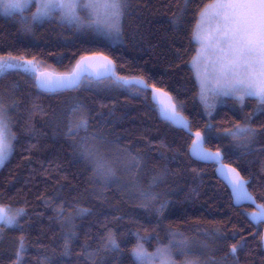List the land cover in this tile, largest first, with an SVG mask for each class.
Wrapping results in <instances>:
<instances>
[{"label": "trees", "instance_id": "obj_1", "mask_svg": "<svg viewBox=\"0 0 264 264\" xmlns=\"http://www.w3.org/2000/svg\"><path fill=\"white\" fill-rule=\"evenodd\" d=\"M210 0H130L131 7L123 19L122 38L111 42L92 30H77L53 19L37 25L32 32L21 30L18 17L0 15V55L35 58L45 67L59 72L70 71L75 62L85 54L96 52L108 55L115 62L119 75L143 77L149 85L155 84L173 96L182 107L179 110L192 123L191 130H204L211 123L217 129L231 128L241 117L251 112L255 100L249 98L247 107L240 112L230 98L216 105L209 117L201 104L198 83L188 63L195 54L196 43L192 32L200 10ZM182 16V28L177 30L171 23L174 14ZM179 49V58L177 56ZM14 83L19 84L13 89ZM0 93L8 105L16 102L19 107L9 109L11 131L19 137L14 141L16 151L10 162L0 168V203L13 209L24 208L27 212L21 223L24 231L5 230L0 239V264H16L15 252L23 235L28 251L24 264H133L130 252L139 231L149 236L147 249L158 247L169 240L168 230L180 231L184 236L203 241L207 250L202 258L213 264L223 261L229 247L242 235L247 249L239 253L240 264H261L264 251L257 232L262 233V223L253 222L245 213L253 211L250 205L236 206L230 190L216 177L215 164L196 161L189 155L192 137L158 115L157 106L148 92H137L135 87L121 88L105 82L102 85H83L76 90L58 94L38 95L32 85L31 73L24 69H9L0 79ZM74 99L87 106L90 115L89 134L104 133L109 140L119 139L113 146L139 151L143 162L139 168H131V186L119 189L109 185L103 195L97 196L99 185L92 181L90 164L79 158L72 141L64 136L69 119V107ZM43 106V112H31L32 103ZM33 125L40 135L33 138L25 132L26 125ZM258 126V125H257ZM85 133L81 131L80 136ZM79 141V136L76 137ZM163 143L166 147H161ZM29 144L36 147L25 151ZM205 147H219L227 152L224 160L232 164L245 178L258 203H264V140L253 145L247 155L232 151L230 138L220 141L209 137ZM164 153L161 156V153ZM168 169L164 179L151 187L161 194L160 200L149 208L141 207L143 201L135 192L138 185L149 189L154 177ZM61 192L49 206L44 199ZM161 200L167 201L164 220L155 223V208ZM63 207V217L57 211ZM78 207L90 208L92 215L72 221L78 239L71 246L70 255H64L62 234L70 225L61 221L73 216ZM123 217L122 220L116 219ZM149 219L152 223H148ZM30 225V226H29ZM198 225V227H197ZM107 229L114 231L122 240L123 255L103 248ZM221 229L229 233V239L214 241L205 236V231ZM239 235L235 239L231 232ZM85 245L87 247L85 248ZM93 252L95 255L88 256ZM113 257H119L114 260ZM231 258L229 257V264Z\"/></svg>", "mask_w": 264, "mask_h": 264}, {"label": "snow or ice", "instance_id": "obj_2", "mask_svg": "<svg viewBox=\"0 0 264 264\" xmlns=\"http://www.w3.org/2000/svg\"><path fill=\"white\" fill-rule=\"evenodd\" d=\"M35 4V11L31 16L25 12L32 4ZM130 0H0V15L8 18L19 17L21 30L32 32L37 25L57 19L61 24H67L77 30H92L102 34L112 42H118L122 38L123 19L128 13ZM84 12L85 15H81ZM197 25L192 32V40L200 47L196 54L188 62L193 71L194 78L200 89V99L204 104L206 114L211 117L216 104L211 101H218L219 98H230L239 105L240 112L248 106L246 101L249 98L255 100V106L251 112L245 113L240 120H237L231 128L217 129L215 125L205 124L204 130L197 129L192 140L190 155L198 157L201 161L212 160L219 165V171L228 179L232 193L237 201L241 198L252 200L255 198L247 190L251 183V177L245 178L237 168L226 165L224 160L228 153L222 152L219 147L216 151L204 148L209 137L220 141L230 138V145L233 152L239 150V155H247L254 151L253 145L259 140H264V0H210L199 12ZM182 16L174 14L171 23L177 30L182 28ZM205 24L207 28H205ZM179 58V49H177ZM35 58L31 60L21 57H13L10 54L0 56V79L8 74L9 69L23 68L25 72H31L32 85L39 94H58L63 91H71L87 85H102L111 82L112 85L121 88H132L139 92L151 91L153 101L158 105L159 114L169 122L170 125L185 129L192 135L191 121L183 116L178 110L181 105L173 101V98L163 89L156 87L153 83L149 85L143 77H125L118 74L115 62L103 53H92V55L81 56L76 67L65 74L39 73L35 68ZM13 89H18L19 84L14 83ZM167 98V102L160 97ZM16 102L8 105L0 98V168L10 162V158L16 151L14 141L19 137L12 131V122L8 115L10 108H17ZM43 112V106L35 100L32 103L31 112ZM69 119L64 128V136L72 141L77 149L79 158L85 164L92 166V181L99 185L97 196L103 195L109 185L116 184L118 190L125 189L116 175L111 163L104 157L101 147L115 144L116 140H109L104 133L92 132L89 134L90 115L86 105L78 99H74L69 109ZM258 125V126H257ZM81 131L85 133L80 136ZM25 132L35 138L41 133L31 124L26 125ZM79 136V141L76 137ZM35 144H29L25 151H31ZM161 147H166L161 143ZM124 153L126 168H139L143 157L139 151L133 153L130 148L117 149ZM264 152V147L260 149ZM164 153H161L163 156ZM168 169L161 171L160 175L154 177L149 189L140 186L135 187V192L143 203L141 207L149 209L154 202L160 200L159 193L151 191V187L161 182L167 175ZM62 193L56 192L53 197L44 199L46 205L51 206L55 199H61ZM167 207V201L161 200L155 208V223L160 225L163 220V212ZM90 208L78 207L73 216L62 220L70 227L63 232L64 255H70L73 242L78 239L75 225L72 221L76 218L83 219L92 215ZM63 207L57 211V217H63ZM257 223H264V203L257 205V210L245 213ZM27 216L24 208L13 209L11 205L0 203V239L5 229L24 231L25 225L21 220ZM116 219L122 220L123 217ZM148 223H152L149 219ZM30 226V225H29ZM198 227V225H197ZM137 243L131 249L133 264H176L173 259L174 252L178 251L184 255L189 251V242L183 232L168 230V243L159 245L154 252H148L145 243L149 236H142L139 231L134 233ZM205 236L214 241L229 239V233L221 229L205 231ZM239 233H230L235 239ZM261 244H264V234L256 233ZM103 239V248L109 252L123 255L121 247L122 240L118 239L116 233L107 229ZM87 245H85V248ZM247 241L241 235L229 247L224 260L213 261V264H240L239 253L246 251ZM28 251L25 238L22 235L15 252L16 264H24V255ZM88 256L95 253L89 252ZM119 260V257H113ZM43 264H50L45 258ZM101 264H108L102 261ZM119 264H124L119 260ZM183 264H198L192 259H185ZM264 264V260L261 261Z\"/></svg>", "mask_w": 264, "mask_h": 264}, {"label": "rangeland", "instance_id": "obj_3", "mask_svg": "<svg viewBox=\"0 0 264 264\" xmlns=\"http://www.w3.org/2000/svg\"><path fill=\"white\" fill-rule=\"evenodd\" d=\"M34 11H35V4L33 3L30 6V8L25 12V15L30 17L31 16V13L34 12ZM81 15H85V13L84 12H81ZM57 19H58V16H57ZM198 19H200L199 15H198ZM18 20H19V17H18ZM196 25H197V22H196ZM205 28H207V25L206 24H205ZM93 32H95V31H93ZM104 38L107 39L106 37H104ZM199 47L200 46L196 43V49H195V51ZM195 54H196V52H195ZM5 57H7V56H5ZM35 68H36V71H43L44 69H48V70H51L53 72L56 71L55 69L53 70L52 68L45 67L38 60H36ZM21 69H23V68H21ZM56 72H59V71H56ZM29 73H31V72L29 71ZM198 93H199V99H200V89H199V85H198ZM0 97H1V93H0ZM224 99H227V98H223L222 97V98H219L218 101H211L210 100V102H213V103H215L217 105L219 103H222ZM200 102H201V104H203V102L201 101V99H200ZM203 106H204V104H203ZM204 109H205V107H204ZM117 149H120V148H117V146H113V145H105V146H102L101 147V151H102L104 157L111 163L112 167L115 169L116 175L119 178L120 182L123 185H126L127 186L126 189H129L130 186H131V182H130L131 172H130V169L129 168H126L125 167V156H124V153L121 152V151H118ZM5 230H7V229H5ZM5 230H4L3 234H5V232H6ZM186 238H187V240L189 242V251L187 253H185L184 255L180 254L178 251L174 252L173 259L176 261V264H183V262H184V260L186 258L187 259L195 260V261L198 262V264H210L209 262H207V260L205 258L201 259L203 257L202 256V253L204 254L205 251L207 250V244L204 243L203 241H198V240L193 239V238H188V237H186ZM167 243L168 242H166L165 245ZM159 245H161V244H159ZM145 248H146V246H145ZM156 248H153V249H147L146 248V249H147L148 252L151 253V252H154ZM41 261L44 262V260H41Z\"/></svg>", "mask_w": 264, "mask_h": 264}, {"label": "water", "instance_id": "obj_4", "mask_svg": "<svg viewBox=\"0 0 264 264\" xmlns=\"http://www.w3.org/2000/svg\"><path fill=\"white\" fill-rule=\"evenodd\" d=\"M96 53H100V52H96ZM85 55H92V54H85ZM106 56H108V55H106ZM108 57H110V56H108ZM111 58V57H110ZM80 59V58H79ZM79 59L77 60V61H79ZM112 59V58H111ZM77 61L75 62V64L73 65V68L70 70V71H65V72H56V71H51V70H48V69H44L43 71H37V72H39V73H48V74H57V75H59V74H65V73H68V72H71L72 70H74L75 69V67H76V64H77ZM129 77H139V76H137V75H131V76H129ZM141 77V76H140ZM152 85V84H151ZM157 87V86H156ZM159 88V87H158ZM163 89V88H162ZM163 91L164 92H167L169 95H170V93L168 92V91H166L165 89H163ZM149 96L151 97V101L155 104V106H157V109H158V105L153 101V99H152V93H151V91H149ZM172 98H173V96L172 95H170ZM160 99L161 100H164L165 102H167V98L166 97H164V96H161L160 97ZM173 101L175 102V100H174V98H173ZM179 110V109H178ZM180 111V110H179ZM181 112V111H180ZM181 114H182V112H181ZM158 115H159V117L163 120V118H162V116L159 114V111H158ZM183 115V114H182ZM183 116H185V115H183ZM186 117V116H185ZM177 128H179V127H177ZM179 129H181V128H179ZM184 132H187L188 134H189V132L187 131V130H185V129H182ZM191 132H192V135H190L191 137H192V140H194L195 139V135H194V133L196 132V131H192L191 130ZM191 144H192V141H191V143H190V145H189V155H190V153H191ZM204 148H206V149H208V150H210V151H215V150H212V149H210V148H208V147H205V145H204ZM190 157L191 158H193L194 160H198V161H200V162H202V163H205V164H208V163H212V164H215V174H216V177L217 178H219V179H221L223 182H224V184L227 186V188L230 190V195H231V199H233V203H234V205H236V206H242L243 204H246V205H250L251 207H252V209H253V211H255V210H257V205H259L260 203H258L257 202V200H256V198H255V202L253 203V201L252 200H248V199H244V198H241L239 201H237V199H236V197H235V194H233L232 193V189H231V186H230V184L228 183V179L224 176V174L221 172V171H219V165L217 164V163H215L214 161H212V160H208V161H201L198 157H196V156H193V155H190ZM224 163L226 164V165H231V167H234L232 164H228V163H226L225 161H224ZM234 168H236V167H234ZM238 170V169H237ZM247 187V186H246ZM247 190H248V192L249 193H251L250 192V190H249V188L247 187ZM252 196H253V194H251ZM254 197V196H253ZM250 219H251V217H250ZM252 220V219H251ZM253 221V220H252ZM253 222H256V221H253ZM257 223V222H256ZM263 224V226H262V233L261 234H264V223H262ZM262 249H263V251H264V244H262Z\"/></svg>", "mask_w": 264, "mask_h": 264}]
</instances>
